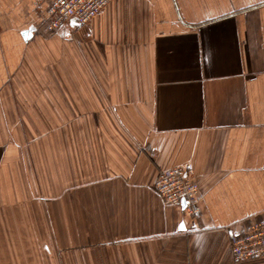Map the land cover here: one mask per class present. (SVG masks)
<instances>
[{
  "label": "crops",
  "instance_id": "obj_1",
  "mask_svg": "<svg viewBox=\"0 0 264 264\" xmlns=\"http://www.w3.org/2000/svg\"><path fill=\"white\" fill-rule=\"evenodd\" d=\"M50 1L0 0V264H264L231 256L264 217V0H114L54 32ZM177 165L195 218L155 191Z\"/></svg>",
  "mask_w": 264,
  "mask_h": 264
},
{
  "label": "built area",
  "instance_id": "obj_2",
  "mask_svg": "<svg viewBox=\"0 0 264 264\" xmlns=\"http://www.w3.org/2000/svg\"><path fill=\"white\" fill-rule=\"evenodd\" d=\"M114 0H51L45 24L54 32L63 23L75 20L89 23ZM195 170L189 166H173L161 171L154 184L155 191L166 206H182L191 217L201 212V188ZM231 253L235 261L264 257V217L249 220L241 229L233 231Z\"/></svg>",
  "mask_w": 264,
  "mask_h": 264
},
{
  "label": "rangeland",
  "instance_id": "obj_3",
  "mask_svg": "<svg viewBox=\"0 0 264 264\" xmlns=\"http://www.w3.org/2000/svg\"><path fill=\"white\" fill-rule=\"evenodd\" d=\"M3 105V104H2ZM5 106L3 105L2 106V111L0 112V126L3 124V126H2V129L0 128V134L3 136V137H5L6 136V127L4 126V117H6V113H5ZM34 130H36V129H34ZM51 129L49 128V129H46V132L48 133L49 131H50Z\"/></svg>",
  "mask_w": 264,
  "mask_h": 264
},
{
  "label": "water",
  "instance_id": "obj_4",
  "mask_svg": "<svg viewBox=\"0 0 264 264\" xmlns=\"http://www.w3.org/2000/svg\"><path fill=\"white\" fill-rule=\"evenodd\" d=\"M184 205H185V204H184V201H183V202H182V206L184 207Z\"/></svg>",
  "mask_w": 264,
  "mask_h": 264
}]
</instances>
